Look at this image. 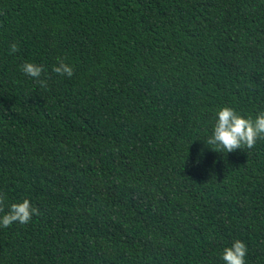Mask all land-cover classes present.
I'll return each instance as SVG.
<instances>
[{
    "label": "trees",
    "instance_id": "1",
    "mask_svg": "<svg viewBox=\"0 0 264 264\" xmlns=\"http://www.w3.org/2000/svg\"><path fill=\"white\" fill-rule=\"evenodd\" d=\"M224 105L264 111V0H0V217L39 209L0 264H224L237 239L264 264V139L212 150Z\"/></svg>",
    "mask_w": 264,
    "mask_h": 264
},
{
    "label": "clouds",
    "instance_id": "2",
    "mask_svg": "<svg viewBox=\"0 0 264 264\" xmlns=\"http://www.w3.org/2000/svg\"><path fill=\"white\" fill-rule=\"evenodd\" d=\"M19 50L17 43L9 46L10 54ZM24 74L35 79L41 87L47 86V81L40 79L44 72V67L34 62H25L22 65ZM52 71L60 76L72 77L74 68L63 59L58 60V66ZM264 139V111H259L254 116L245 115L237 111L236 108L224 105L216 113V121L211 135L206 138L205 143L212 147V150L231 153L238 149H253L258 140ZM5 197L0 195V212H4L2 207ZM33 215H39V209L33 207L28 199L23 202L13 203L10 209L0 217V226L10 227L18 222L21 225L28 224ZM248 253L247 245L242 240H235L230 247H226L222 253L224 264H246L245 257Z\"/></svg>",
    "mask_w": 264,
    "mask_h": 264
}]
</instances>
